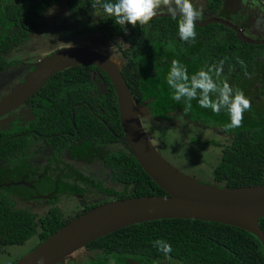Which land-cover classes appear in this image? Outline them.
<instances>
[{"label":"trees","instance_id":"16d2710c","mask_svg":"<svg viewBox=\"0 0 264 264\" xmlns=\"http://www.w3.org/2000/svg\"><path fill=\"white\" fill-rule=\"evenodd\" d=\"M51 1L53 0H0V15L12 21L16 28V32L0 41V52H5L14 39L24 35L22 27L36 31L40 25L38 16ZM66 2L73 15L78 12L84 16L93 10L92 0ZM220 6L221 0H204V11L212 15L218 12ZM180 18L179 15L175 19L155 17L148 26L141 28L139 25L132 27L129 24L125 31L112 18L104 15L100 17V27L105 36L119 35L125 42L135 44L136 51L143 53L147 52L145 45H151L155 41H174L180 46L190 44L192 41L185 42L179 37ZM240 18L243 17L231 15L232 20H241ZM196 32V38L206 40L203 53L210 66H218L223 61L222 73L231 75L234 81L241 77H252L253 63L256 58H262L264 45L241 43L231 29L217 23L196 26ZM241 60L243 64L240 63ZM91 70L98 71L107 86L106 94L100 98L95 97L92 92V80L88 78ZM120 72L132 98L140 102L142 89L136 63L129 59ZM79 102L83 103L77 105ZM156 102L155 105H158ZM31 103L37 107L33 111L36 119L29 129L37 131L41 136L47 135L54 143L69 139L67 133H70L73 140L86 138L96 146H105L116 141L117 136L123 135L111 83L101 70L91 66L73 65L55 73L34 93ZM71 104L75 105L70 122ZM164 104L165 102L157 110L154 109L161 118L165 117ZM98 109L104 113L99 115L102 120L93 115ZM109 111L112 115L110 121L106 117ZM8 136L0 133V157L18 158L24 153L28 138L22 134ZM104 162L117 182L134 183L131 196L166 194L146 175L127 149L108 152ZM211 175L214 181L222 182L226 187L263 184L264 133H259L256 127L236 129L231 143L221 149L220 160L212 167ZM6 200L7 197H0V247L20 246L35 233L38 244L71 219L63 220L58 208L51 207L39 219L36 230L33 215L23 209L13 208ZM93 206L85 207L83 212ZM258 225L264 232V215L258 219ZM156 240L170 244L171 259L182 264H264L260 243L250 232L227 224L191 218H162L130 224L95 238L84 246L100 250L104 254L139 253L157 259L168 258L154 246Z\"/></svg>","mask_w":264,"mask_h":264},{"label":"flooded vegetation","instance_id":"af4514ba","mask_svg":"<svg viewBox=\"0 0 264 264\" xmlns=\"http://www.w3.org/2000/svg\"><path fill=\"white\" fill-rule=\"evenodd\" d=\"M255 1L260 5L262 4V2H259L258 0ZM249 4L253 5L254 2L251 1ZM55 5H57V7ZM221 5H222V0H221ZM263 5L264 4H262L261 6L264 9ZM51 6L56 7L57 9V12L50 15L51 17H56V15L57 16L65 15L61 19L60 23L66 26V30L62 29L58 31V26H61V24H58V26H52V25L47 26L48 22L44 20V13ZM262 8H259L258 6L257 7L255 6V8L253 6L250 7V9L254 11V13L257 12L264 13V10ZM203 11H204V4H203ZM205 13L208 15V17L203 18L202 20H205L211 16L218 17L217 16L218 12L214 15L208 12ZM249 13H250L249 10L246 13L241 12L240 10L233 14H229V17L227 16L223 19L233 23L237 28L241 30L242 34L245 35L246 37L252 39H263L264 37H258L259 36L258 32L261 33L264 27L263 26L257 27L256 19L251 22V24H253L254 26L244 25L243 20L248 19ZM231 15H237L239 17L242 16L243 18L242 19L240 18L241 20L235 21L231 19ZM100 17L101 16L93 15V10L88 11L87 14H85L84 16L78 12L74 15L70 14L66 0H53L47 3V6L42 10V13L38 16L39 24H40L39 28L36 31H31L22 27L21 29L24 31V35H19L18 38L14 39L12 43H10V45L8 46L5 52H0V59H1L0 73L3 72L7 73L5 74L6 76L4 75L6 78H0V82H7L11 79L18 78L20 76L19 74L21 73V71L24 70L22 69L24 67H26L25 69L31 71L33 68L32 64L35 61L39 60L41 57V55L38 54L36 58L33 59L31 58L30 60L29 59L30 57L19 58L17 54H13L12 56L11 55L12 48L19 41L26 40L24 39L25 37L27 36L32 37L33 35L49 36L50 38L53 39L52 40L53 42L57 40L60 41L62 39L69 40L71 38H77L78 36H75V34L69 33V31L74 32V29L73 27H71V24H68V19L76 20L79 18H85L86 21L91 23L93 22L96 25V33L102 36V38L104 39L103 42L105 41L109 42L111 46H114L112 48L116 50L117 54H119L118 58L121 59L123 58L125 60L122 66L125 65L129 59L136 63L139 73V79L141 82L142 99L140 102H136L134 99L133 100L136 104L139 105H142L144 101L149 100L148 109L150 115L148 116L151 118V120L152 119L156 120L164 126L166 124L162 123L161 121H165V123H169L172 121V117L174 115L182 116V117H187L190 120L199 123L203 127L202 130L211 129L212 126L215 125V127L213 128H217L218 132L227 135V137L228 134L230 135L231 131L229 132L227 130L228 127L226 123L223 122V119H217L218 117L227 116L226 109H222L219 114H216L213 113L211 109L201 108L199 106L198 101L193 100L191 102L192 104L191 109L184 111L186 107L185 102L183 100L178 102L173 99L174 90L169 87L168 83L165 82L166 79L163 78V76H166V74L168 75L169 73L168 70L171 69L173 60L179 61L181 65L187 68L189 77L196 74L201 69L207 70V68L210 65L207 63L206 54L203 53V50L206 47L205 44L206 40L204 38L197 37L187 46H180L179 44H176V47L171 46L170 50H168L166 53L163 52V54H165L166 57H170V59H168L167 62L161 64L159 70L158 69L153 70V72L149 71V74L152 76L154 80H153V84H151L148 87V90H146L143 89L144 85L141 80V74H143V71L140 68L141 66L139 64V61L135 59V56L138 55L142 57V56L150 55L151 47H152L151 45L154 43L161 44L162 48L166 49V45H168L169 42L155 41L151 43V45H145V49L147 50V52L144 51L142 53L136 51L135 44L125 42L123 38L119 35H112L110 37L105 36L102 28L100 27ZM0 18L1 20L11 24V29L10 30L8 29L4 35L0 33V41L2 42V40H5L7 36L12 34L13 32H16V28H15V24H13L12 21L4 19L1 15ZM247 29H252L254 33H252L251 36H249L245 31ZM83 30H86L85 32H88L86 27H84ZM55 31L58 32L64 31V32L62 34H56ZM113 38L114 39L120 38L121 42L116 43L115 40H112ZM197 42L198 44L199 43L200 44L196 47ZM120 44L123 45L125 44V46L122 47ZM59 45L60 44H58L56 47H58ZM253 45H264V44H253ZM129 47H132L130 52H129ZM50 52H48L47 54H49ZM261 57L262 58L255 59L253 63V75L250 78L241 77L238 80L234 81L231 75H226L223 73L222 75L223 77H225V80H227V82L233 87V89L235 86H239V87L243 86L244 89L241 90L243 91L246 97L251 92L252 93L251 99H254L255 102L258 103L260 99V104L264 106V99L257 95L258 93L257 91H260L262 89L264 90V77L260 82L257 79V81L254 82L255 83L254 87L248 88V83H249L248 81H253L254 79H256L257 71L262 73V71H259V68L264 67V58H263L264 52H263V56ZM26 58H28V60H25ZM13 66H20L21 68L14 69L15 67ZM91 67L95 69H99L95 66H91ZM212 75H213V79L217 82V84L222 86L224 80H222L221 77H216L214 73ZM88 78L92 80V84H93L92 92L94 93V96L97 98L104 96L107 92V86L104 83L100 73L96 70H91ZM22 79L19 81L21 82ZM157 82H160L161 86L159 84L156 86L155 83ZM18 83L19 82L15 84V81L11 80V85H9L8 89L5 90V93L1 95L0 99L5 97L11 91V89H13ZM248 89H251L249 90L250 92L248 91ZM254 91L256 93H254ZM146 92H148L149 94H146ZM34 93L31 94L28 98H26L25 101L18 108L2 116L4 118L6 117V115L11 114V112L15 113V111L25 106L27 110L22 111V114H25V116L15 115L11 120L8 121L6 120L7 121L6 123L1 122L0 133L8 134L9 135L8 137H15L17 134H22L23 136L28 138V141L24 153L20 155L18 158L11 157L9 159H4L0 157V197L1 198L7 197L6 201L11 203L13 208L23 209L25 211H28L30 214H32L33 222L36 227H38L39 219L44 217L51 207L58 208L59 212L62 215L63 220L69 219V217L65 216V214H62L63 209L65 208L63 205L64 200H69V204L74 208V210H77L75 211L74 214L75 216L76 214L82 212L83 209L87 206H93L109 200L130 197L132 193V186L134 183L128 184L123 182H117L113 178L110 169L104 162V157L108 152H112L117 149H124V148H117L119 147L120 144H124L121 140L122 136L120 137L117 136L116 141H114L111 144H107L105 146H96L94 145L93 142L89 141L86 138L73 140V135L67 133L69 135V139H63L61 140V142L56 141L54 143V141H51L50 137H47V135L41 136L37 131L35 132L34 130L29 129L30 124L34 122L36 119V114L33 111H35L37 105L31 103V99L33 98ZM162 96L163 99H160ZM213 99H215V94H213ZM155 102L158 105H155ZM164 102H165L164 104L165 110L163 111V114L165 115V117L161 118L152 111H154V109L161 106L162 103ZM82 103L83 102H79L77 103V105H80ZM74 105L75 104H71L69 106L70 115H71L70 122L72 121V115H73L72 108L74 107ZM87 107L90 111H92L89 106ZM110 111H109V115H106L109 121L112 118ZM252 112H253L252 110L247 111L246 117H248V115H252ZM100 114L101 115L104 114L103 111L100 109L96 110V112H93V115L95 117L102 120L101 117L99 116ZM142 127L144 131L147 129L144 128L143 125ZM231 136L233 138V134L229 136L230 140L228 144H230L232 141ZM201 138H203L202 140H204V144L213 145L212 143L216 142L213 139H204L207 138L205 135H203V137ZM64 142H67V144L64 145ZM58 150L60 151L58 152ZM106 185L107 186L116 185L115 186L116 189L114 188L107 190L108 193H110L107 194L106 191H104L107 189ZM120 187H124V188L126 187L125 191L129 188V191H127L126 193L120 192V190H117V188ZM74 202L77 203L78 205L77 207L74 205ZM35 234H33V236H35ZM2 247L6 248L8 247V245L1 246L0 249ZM81 248H86V247L83 245ZM86 249L90 250L89 252H92V255L85 258L86 260H82L81 264H182L175 259H169V258L157 259L149 256H144L139 253L104 254L100 250H95L90 248H86ZM11 263L12 262L8 264Z\"/></svg>","mask_w":264,"mask_h":264},{"label":"water","instance_id":"95a60500","mask_svg":"<svg viewBox=\"0 0 264 264\" xmlns=\"http://www.w3.org/2000/svg\"><path fill=\"white\" fill-rule=\"evenodd\" d=\"M156 17L172 16L160 12ZM210 23L231 29L241 43L264 44V38L246 37L221 17L198 20L196 26ZM32 65L22 81L0 99V117L18 108L55 73L73 65L95 66L106 74L113 87L122 142L146 175L166 194L133 196L95 205L70 219L11 264H37L41 257L45 258V264H63L64 259L95 238L123 226L162 218L199 219L241 228L256 237L264 258V232L258 225V219L264 215V183L243 187L202 184L170 166L144 131L139 120L141 106L134 102L120 68L104 53L84 45L65 46Z\"/></svg>","mask_w":264,"mask_h":264},{"label":"rangeland","instance_id":"374dc122","mask_svg":"<svg viewBox=\"0 0 264 264\" xmlns=\"http://www.w3.org/2000/svg\"><path fill=\"white\" fill-rule=\"evenodd\" d=\"M254 2L255 6L262 8V4H264V0H258L259 2H262V4H258L255 0H247L245 3L244 0H222V5L218 10L217 16L221 18L229 17V14H233L237 11L241 12H247L249 10V17L248 19H244L243 23L244 25L254 26L251 24L253 20L256 19L257 27L263 26L264 27V13L257 12L254 13L253 10L250 9V7H254V4L250 5V2ZM193 3L198 7L203 9L204 0H193ZM57 7V5H55ZM264 6V5H263ZM56 7L51 6L48 8L44 13V20H46L47 26H58V24H61V19L65 15H56V17H51L50 15L57 12ZM54 9V11L49 14L48 10ZM263 9V8H262ZM264 10V9H263ZM161 12H167L166 9L161 10ZM204 12V11H203ZM205 13V12H204ZM259 13V14H258ZM208 17V15L205 13L203 18ZM51 18V19H50ZM74 21V22H72ZM242 23V21H241ZM57 24V25H56ZM68 24H71V27H73V31H69L71 34H75V36H78L77 38H71L69 40L62 39L57 41H52L53 39L49 36H35L32 37L27 36L23 41H19L11 51V55L17 54L19 58L22 57H30L36 58L37 55H41L43 57L45 54H47L50 51H54L55 49L59 47L64 46H87L90 49L97 50L99 52L104 53L109 58L112 56V60L117 64V66L120 68L122 64L125 62V60L122 58H118L119 54H117L116 50H114L109 42H103V38L101 35H98L96 33V25L92 22L86 21L85 18H79L76 20L68 19ZM86 27L88 32H85L86 30H83V28ZM11 29V24L1 20L0 18V33L4 35L7 30ZM65 29L66 26L64 24H61V26H58V31ZM83 30V31H82ZM55 31L56 34H62L64 31L58 32ZM249 36H251L252 29L245 30ZM70 34V35H71ZM246 34V35H247ZM258 37H264V29L261 33L258 32ZM30 37V38H29ZM71 37V36H68ZM117 42H121L120 38L112 39ZM202 42V41H200ZM58 44H60L58 47H56ZM176 44L174 41H170L168 45H166V49L162 48L161 44L154 43L151 46V54L147 56H135V59L139 61L140 68L143 71V74H141V80L143 82L144 88L148 90V87L153 84V78L149 74V71L153 70H159L160 65L167 62L170 57H166L164 53H166L168 50L171 49V46L176 47ZM200 44V43H199ZM198 42L196 44V47L199 45ZM122 47L125 46V44H120ZM147 45V44H146ZM195 47V49H196ZM132 49V47H129V52ZM48 51V52H46ZM197 51V49H196ZM40 57V58H41ZM25 60H28L26 58ZM14 69H20V66H13ZM26 67L22 68L24 70L21 71V73L18 75V78L11 79L12 81H15V84L17 82H20L21 80L30 70L25 69ZM170 71V70H168ZM259 71H257V77L253 81H248V88L254 87V82L259 80V82L264 77V67L259 68ZM5 74L7 73H0V78H6ZM24 74V75H23ZM5 75V76H4ZM167 74L166 76H163L165 82H167ZM222 80L225 81V77L223 75L220 76ZM11 80L7 82H0V97L5 93V90L8 89L9 85H11ZM160 85V82L155 83V85ZM244 89L243 86H235L234 89ZM251 89H248V91ZM250 92V91H249ZM257 95L259 97H262L264 99V90L257 91ZM149 94L148 92H146ZM254 93H256L254 91ZM252 93L250 92L247 95V98L251 100L252 107L250 110H252V115H248L246 117V112L244 113L243 118V124L241 127H256L259 129V133H264V106L259 103L255 102L254 99H251ZM249 96V97H248ZM149 100L144 101L141 106V112L139 113V118L144 126V128H147L146 134L149 136L150 141L154 145V147L158 150L162 158L173 168H175L178 172L188 175V177L201 182L202 184H216V185H223L222 182H216L213 180L211 175V169L214 165H216L221 156V148L229 143V136L233 134V132L238 129H232L227 128V130L230 132V135H227L218 132L217 128L212 126L211 129L208 130H202V126H198L195 123L188 121L189 118L182 117V116H176L174 115L172 117V121L169 123H165V121H161L162 123L166 125L160 124L156 120H151V118L148 116L149 109L148 105ZM23 110H27L25 106L21 107V109L15 111V113L8 114L6 117H0V123H6L8 120H11L15 115L17 116H25V114H22ZM157 110V108H156ZM155 113L154 111H152ZM12 115V116H11ZM158 115V114H157ZM152 116V115H151ZM149 117V118H148ZM29 118V117H27ZM157 118V117H155ZM217 119H223V122L228 125L230 123V116L227 112L226 117H218ZM7 120V121H6ZM187 124V125H186ZM18 126V125H17ZM198 127V128H197ZM240 128V127H239ZM203 135H205L207 138L204 139H213L218 143H212L213 145L204 144V140H202ZM232 138V136H231ZM222 145V146H221ZM116 148V147H115ZM117 148H125L124 144H120ZM264 178V175H263ZM116 185H106V193H108L107 190L114 189ZM126 188V187H125ZM124 187L117 188V190H120V192L126 193L129 191V188L125 191ZM116 189V188H115ZM105 194V192H104ZM64 209L63 213L65 216L72 218L75 214L74 208L69 204V200H64L63 202ZM74 205L77 207V203L74 202ZM80 207V206H79ZM38 227H36L37 230ZM33 237V238H32ZM30 239L26 240L21 246H14L10 245L6 248L2 247L0 249V264H8L14 259H17L22 254L30 250L36 243H37V236H32ZM90 250H87L86 248H80L76 251H74L70 258L64 259L63 264H81L82 260H86L85 258L92 255V252H89Z\"/></svg>","mask_w":264,"mask_h":264},{"label":"clouds","instance_id":"9594fccd","mask_svg":"<svg viewBox=\"0 0 264 264\" xmlns=\"http://www.w3.org/2000/svg\"><path fill=\"white\" fill-rule=\"evenodd\" d=\"M244 2L246 3L247 0ZM91 5L93 15L101 17L106 15L125 31L129 24L132 27L139 25L141 28L150 25L161 10L166 9L173 19L178 15L181 17L178 23V34L180 39L185 42L196 39L197 21L204 17L203 9L198 8L193 0H92ZM53 11L54 9H49L48 13L51 14ZM240 63L243 64V61L241 60ZM222 68L223 61H220L218 66H209L207 70L201 69L189 77L187 68L179 61L173 60L167 76V83L174 90L173 99L185 102L184 111L191 109L193 100H197L201 108L211 109L216 114H219L222 109H226L230 116V123L227 127L235 129L242 126L244 113L251 109L252 103L242 90L235 89L234 91L227 80L222 83V86L217 84L212 74L220 77ZM213 94H215V99H213ZM154 246L171 259L172 247L170 244L163 240H156ZM37 264H45V258L41 257Z\"/></svg>","mask_w":264,"mask_h":264},{"label":"crops","instance_id":"0c3cea01","mask_svg":"<svg viewBox=\"0 0 264 264\" xmlns=\"http://www.w3.org/2000/svg\"><path fill=\"white\" fill-rule=\"evenodd\" d=\"M187 118V117H186ZM188 121H191V122H193V123H195L196 125H198V126H201L199 123H197V122H195V121H193V120H188Z\"/></svg>","mask_w":264,"mask_h":264}]
</instances>
